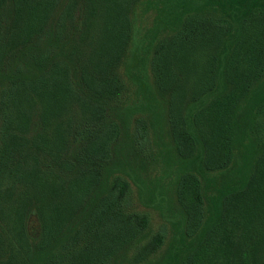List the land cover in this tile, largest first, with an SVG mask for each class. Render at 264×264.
I'll use <instances>...</instances> for the list:
<instances>
[{
  "label": "trees",
  "instance_id": "1",
  "mask_svg": "<svg viewBox=\"0 0 264 264\" xmlns=\"http://www.w3.org/2000/svg\"><path fill=\"white\" fill-rule=\"evenodd\" d=\"M0 264H264V0H0Z\"/></svg>",
  "mask_w": 264,
  "mask_h": 264
},
{
  "label": "rangeland",
  "instance_id": "2",
  "mask_svg": "<svg viewBox=\"0 0 264 264\" xmlns=\"http://www.w3.org/2000/svg\"><path fill=\"white\" fill-rule=\"evenodd\" d=\"M133 195H134V207L140 209V210H147L151 217V226L152 229H156L159 225V222L161 221L159 210H155L153 207H150L148 205H145L141 202V199L139 198L137 188L136 186L133 187Z\"/></svg>",
  "mask_w": 264,
  "mask_h": 264
}]
</instances>
